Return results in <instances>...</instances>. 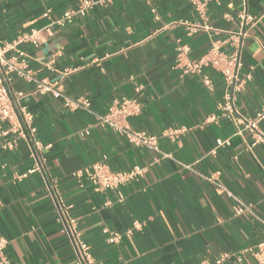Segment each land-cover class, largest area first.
<instances>
[{"label": "crops", "instance_id": "crops-1", "mask_svg": "<svg viewBox=\"0 0 264 264\" xmlns=\"http://www.w3.org/2000/svg\"><path fill=\"white\" fill-rule=\"evenodd\" d=\"M81 1L0 0V42L13 44L44 29ZM243 13L251 19L242 21ZM192 26L200 29L190 35ZM233 35L243 36V72L252 74L236 107L252 118L264 106V0H213L205 19L188 0H114L69 26L43 32L37 47L17 46L37 78L61 83L64 98L33 94L34 85L13 80V90L25 94L23 104L35 117L43 171L22 177L35 164L26 142L13 151L0 147V241H6L0 260L75 264L61 205L100 264L211 263L264 241V144L251 148L248 131L237 135L230 121H209L219 115L225 91L217 71L204 70L212 81L209 89L174 68L179 46H187L189 59L197 60L217 41L230 53ZM80 98L90 101L89 110L64 105ZM123 98L142 106L129 127L158 136L172 159L122 187L125 200L119 203L115 192L96 193L85 176L74 174L104 157L116 171L149 166L153 152L98 124ZM260 126L264 131V121ZM182 128L186 131L174 140L163 136ZM220 139L231 145L212 154ZM237 200L251 211L235 216ZM105 228L121 234L120 243L110 245ZM242 259L253 264L249 256Z\"/></svg>", "mask_w": 264, "mask_h": 264}, {"label": "built area", "instance_id": "built-area-1", "mask_svg": "<svg viewBox=\"0 0 264 264\" xmlns=\"http://www.w3.org/2000/svg\"><path fill=\"white\" fill-rule=\"evenodd\" d=\"M114 0H82L79 8L72 11H66L58 16L50 25L42 30H32L29 33L21 35L13 44H2L0 42V147L6 151L15 150L21 142H26L32 151L35 164L31 170L22 177L29 174L43 171V162L40 152L43 150L41 144L36 140L37 129L35 127V117L23 104L25 94L16 93L12 88L14 78L22 82L34 85L33 94L50 95L54 99H63L62 85L59 81L50 82L46 79H39L35 73L29 68L26 54L16 50L21 44H31L37 47L43 37V32H51L56 27L62 28L71 25L77 17H85L88 12L96 6H105ZM196 9L201 18L205 19L206 9L213 0H188ZM152 14L157 20L160 19L157 10L151 8ZM51 10H46L43 17L48 18ZM242 21H249L251 18L243 13L240 16ZM205 29L208 27L205 25ZM200 27L192 26L190 35L196 34ZM243 37V36H242ZM241 36H231L232 51L225 53L221 50L223 42H213L210 50L197 60H190L188 57L189 49L187 46H179L176 56L174 68L181 69L183 75H193L198 77L201 82L209 89L212 87L210 77L204 74V70L212 68L217 71L223 78L225 91L223 102L219 105V115L209 118L210 122H218L220 119L228 120L237 128V135H242L243 131H248L253 137L251 148L258 144H264V131L261 124L264 121V106L252 118L242 115L237 107V96L241 94L248 83L252 80L251 72H243V63L241 61L242 51L244 48V39ZM15 51L14 54H11ZM66 107L77 109L84 107L89 110L91 103L88 99L80 98L75 102L66 100ZM141 104L132 99H121L113 102L108 108L105 115L98 117V124L103 128L121 135L125 140L134 147L144 148L155 154L148 167H133L128 171L113 170L104 157L84 171L74 174L75 177L81 178L85 176L92 185L96 193H106L113 191L118 196V202L123 203L125 197L121 193V188L138 182L147 174L149 167H152L163 160L172 159V155L165 153L160 148L159 137L150 135L143 131L132 130L128 125V120L136 118L141 114ZM186 131L185 128L177 130H167L163 132V136L174 140L179 134ZM86 134H88L86 132ZM231 142L229 139L217 140L216 148L212 152L223 147H229ZM233 197L232 195H229ZM106 203L105 206H109ZM60 217L64 225L65 232L71 239L73 251L75 253V264H100L93 258L89 246L84 243L77 230V222L71 219L66 208L61 205ZM251 208L237 200L235 207V216H242L246 212H250ZM107 242L110 245H117L122 240V235L111 231L108 228L103 230ZM6 241H0V250L4 248ZM236 255V254H235ZM223 254L214 262H203L202 264H227L231 258H236L235 264H242L243 257L249 256L253 260V264H264V241L259 242L253 247L244 249L239 255ZM0 264H12L6 259H1Z\"/></svg>", "mask_w": 264, "mask_h": 264}]
</instances>
